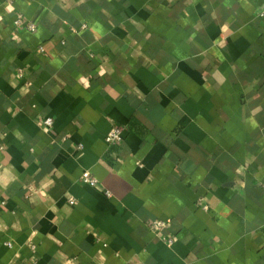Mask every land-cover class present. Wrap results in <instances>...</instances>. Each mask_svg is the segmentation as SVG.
I'll return each instance as SVG.
<instances>
[{
  "label": "crops",
  "instance_id": "0c3cea01",
  "mask_svg": "<svg viewBox=\"0 0 264 264\" xmlns=\"http://www.w3.org/2000/svg\"><path fill=\"white\" fill-rule=\"evenodd\" d=\"M263 7L0 0V264H264Z\"/></svg>",
  "mask_w": 264,
  "mask_h": 264
},
{
  "label": "built area",
  "instance_id": "2783aa9c",
  "mask_svg": "<svg viewBox=\"0 0 264 264\" xmlns=\"http://www.w3.org/2000/svg\"><path fill=\"white\" fill-rule=\"evenodd\" d=\"M259 18H264V7L260 10L258 14ZM28 29L30 31L35 30L34 24H29ZM85 28V26H84ZM53 124L52 119L47 118L43 120V126L45 128H50ZM122 134L123 129L120 126L114 125L108 135L106 136V143L109 147H118L122 143ZM81 181L84 184L89 185H96L97 181L94 177L90 175L88 172H84L81 176ZM71 204H74L72 200H70ZM169 228V224L167 222L161 221V220H155L153 221L150 226L149 230L152 234L157 236L162 242H164L166 245L171 246L174 243V239L172 237L165 236V231H167Z\"/></svg>",
  "mask_w": 264,
  "mask_h": 264
}]
</instances>
